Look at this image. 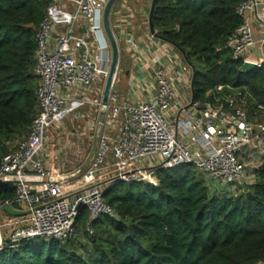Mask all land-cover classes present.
I'll return each mask as SVG.
<instances>
[{
	"label": "built area",
	"instance_id": "1",
	"mask_svg": "<svg viewBox=\"0 0 264 264\" xmlns=\"http://www.w3.org/2000/svg\"><path fill=\"white\" fill-rule=\"evenodd\" d=\"M107 2L73 0L75 10L68 11L64 0H55L36 34L39 112L27 136L0 163V180L12 182L17 194V206L6 201L1 209L11 203L28 212L0 223V231L1 227L12 228L9 237L15 246L23 240L71 239L77 231L81 207L89 210L88 230L93 233L92 225L100 215L114 214L104 199L106 184L142 182L158 187L159 170L194 164L221 183L234 186L246 177V160L264 154V107H257L253 115L249 113V93L241 95L242 103L234 95L222 98L216 93L214 102L188 100L181 95L180 87L187 84L192 92L194 68L184 54L154 34L144 46L129 37V52L140 67V74L129 80L131 98L122 99L115 91L121 71L119 60L105 123L95 136L97 146L84 172L93 181L66 194L67 186L82 170L53 169L45 164L44 152L52 128L71 113L83 106H93L100 112L112 62L104 27ZM237 13L244 21L229 39L234 58L242 59L243 64H264V37L260 41L261 60L247 56L257 43L251 16L264 29V0H245L238 5ZM61 26L66 30L59 29ZM93 87L97 91L90 98L87 93ZM222 89L218 87V91ZM117 122L121 125L107 166V130ZM102 173L106 180L96 178ZM2 245L1 238L0 249Z\"/></svg>",
	"mask_w": 264,
	"mask_h": 264
},
{
	"label": "trees",
	"instance_id": "2",
	"mask_svg": "<svg viewBox=\"0 0 264 264\" xmlns=\"http://www.w3.org/2000/svg\"><path fill=\"white\" fill-rule=\"evenodd\" d=\"M55 0H0V163L8 143L26 137L39 112L36 34ZM245 0H156L160 38L184 50L194 68L192 99L214 102L249 93L253 115L264 107V64L242 71L229 46L243 24ZM112 27L115 30L113 13ZM194 59L199 66L194 64ZM223 86L221 91L218 87ZM211 93V94H209ZM209 94V95H208ZM194 164L161 169L158 187L142 182L104 186L114 214H102L88 230L81 207L69 240L3 239L0 264H258L264 262V159L255 181L230 196L212 195ZM16 187L0 183V209L14 203ZM5 212V211H4ZM5 214L8 217L11 215Z\"/></svg>",
	"mask_w": 264,
	"mask_h": 264
},
{
	"label": "rangeland",
	"instance_id": "3",
	"mask_svg": "<svg viewBox=\"0 0 264 264\" xmlns=\"http://www.w3.org/2000/svg\"><path fill=\"white\" fill-rule=\"evenodd\" d=\"M152 0H117L118 7L120 10L127 11V10H134L136 12L140 11V9L144 10L145 12L149 11L150 4ZM64 3L67 5L68 11H74L75 6H73V0H64ZM118 8V9H119ZM138 14V13H137ZM147 14V13H146ZM135 15V13H134ZM137 16V15H135ZM62 31H65L66 28L64 26H61ZM78 34V32H77ZM125 37L120 35L118 36V43H119V60H121L120 68L121 71L119 73V77L116 83L115 91L119 94H123L125 97V94L129 92L130 86L128 82V77L125 75V67H130L133 63L132 54L131 52H128L126 50V43H125ZM95 52L93 51L92 57H94ZM194 64L196 66H199L196 59H194ZM103 81V80H102ZM184 85V84H181ZM104 84H101L100 87H103ZM186 86V93L188 94V98L190 97V92ZM185 89V88H184ZM184 89L181 88V92L184 93ZM97 89L93 87L90 89L87 93V95L90 98L95 97ZM121 97V96H120ZM123 97V98H124ZM90 109H87L86 106H83L82 108L78 109L77 111L71 113L62 123L56 125L52 128V130L49 133L47 144H46V151L49 152L52 149L57 150L61 153V150L64 151V156L62 162L63 164L69 165L70 168H73L74 165H80L83 162H86L89 164L90 159L93 156V151L97 146V139L95 136L97 135V122L96 118L99 117V112L93 111L91 113ZM95 119V121L93 120ZM96 123V126H95ZM121 123L117 122L112 125L110 129L107 130V133L110 137V143L108 148V158L106 159L107 166L110 165L112 161V154H113V145L115 143V140L117 138L119 128ZM24 137H16L8 143L9 149L14 150L18 144L23 140ZM80 151L82 153L79 154L75 151ZM90 158V159H89ZM264 158V154H255L254 156L250 157L248 160H246V177L243 182H240L234 186H230L225 183H221L220 181L214 179L209 174L202 173V175L205 178L206 184L209 187V190L212 195H219V196H230L233 194H237L240 190H245L246 184H252L254 182V178L252 176L254 170H257L259 165L262 162V159ZM89 159V160H87ZM111 159V160H110ZM84 164V163H83ZM87 164V165H88ZM111 169V168H110ZM65 170H68V168H65ZM248 172V173H247ZM90 182H88L86 185H89ZM83 184V186H79L75 181L67 186V189L65 191L66 194H70L72 191H74L75 188L82 189L81 187L86 186ZM12 217H8L3 209H0V223H4L8 220H10ZM12 228L8 227H1V237L2 242L4 238H8L11 234Z\"/></svg>",
	"mask_w": 264,
	"mask_h": 264
},
{
	"label": "crops",
	"instance_id": "4",
	"mask_svg": "<svg viewBox=\"0 0 264 264\" xmlns=\"http://www.w3.org/2000/svg\"><path fill=\"white\" fill-rule=\"evenodd\" d=\"M118 6H119L118 2H116L114 7H113V9H112L113 20H114V25H115V30L113 29V31L116 33L117 36L122 35V36L125 37L124 40H125V43H126V50L128 52L130 50L129 43H127V39L129 37L134 42H136L138 44H141L143 46L148 44L151 41L150 40V35L152 34L151 31H150V25H149V11H150V8H149V11H147V12H145L142 9H140V11L136 12L134 10H132V11H130V10L123 11V10H120V8ZM150 6H151V4H150ZM66 7H67V5H66ZM134 13L137 16H135ZM111 21H112V14H111ZM251 23H252V26H253L254 37H255L257 43H256V45L253 47V49L251 50V52L247 56L251 60L260 61L261 58H262V51H261L260 41L264 37V29H263V26L261 25V23L253 16H251ZM132 61H133L132 65L130 67H125V69H124L125 70L124 71L125 75H127V77H128V82H129L130 78H132V77L134 78L138 74H140V67L137 66L136 63H134V59H132ZM120 62H121V60H120ZM181 88L182 89L185 88L184 89V93L181 92ZM186 90H187L186 86L182 85L180 87L181 95H183L188 100L192 99V92L188 88V90L190 92V95H189L190 97L188 98V94L185 92ZM120 96H121L122 99H126V100H129L131 98L130 91L125 94V97H124L123 94H120ZM144 96H146V95L144 94ZM86 108L90 109L89 113L97 110L93 106H86ZM93 120L95 121V119H93ZM99 121H100V112H99V117L96 118V121H95V122H97V129H99ZM95 126H96V123H95ZM97 134H98V130H97ZM96 137H97V135H96ZM80 150L81 149H79L78 151H75V152L76 153L78 152L79 154L82 155L83 151L81 152ZM93 153H94V151H93ZM63 156H64V151L63 150H61V153L59 151H57V150H54V149H52L49 152H47L45 150V152H44V162H45V164L47 166H49V167H51L53 169H59V170L68 171V172H76V170L81 169L83 173L78 174L77 176H75L71 180V183H73L75 181L77 184H79V186H83V184L86 185L88 182H92L93 181V180H91L90 178H88L87 176L84 175V172H85V170H86V168L88 166L87 165L88 163L83 162L84 164L82 163L80 165H74L73 168H70L69 165L67 166L66 164H63L64 163V162H62ZM89 159H87V160H89ZM65 168H68V170H65ZM255 173H256V170H254V172L252 174L254 180H255ZM96 178H102V180H106V177H105L104 173H102L101 175L97 176ZM252 183H254V182H252ZM86 186L81 187V188H85ZM74 190H78V189L75 188Z\"/></svg>",
	"mask_w": 264,
	"mask_h": 264
},
{
	"label": "water",
	"instance_id": "5",
	"mask_svg": "<svg viewBox=\"0 0 264 264\" xmlns=\"http://www.w3.org/2000/svg\"><path fill=\"white\" fill-rule=\"evenodd\" d=\"M117 0H108L105 10H104V27L105 31L107 33V36L109 38L110 44H111V50H112V62H111V67H110V72L106 81L105 85V91H104V96H103V102L102 106L100 108V121H99V129L98 133L103 128V125L105 123L106 115L109 109V95H110V90L112 86V81L115 75L116 67L119 62V55H120V50H119V43L118 40L115 36V33L112 28V23H111V14H112V9L115 5ZM155 9H156V0H152L151 6H150V11H149V25H150V31L152 34H154L156 37L160 36L157 34L155 30V24L153 21V16L155 14ZM183 54H185L184 50H180ZM255 65L253 63H244L243 66L241 67L242 71H249L253 69ZM0 183H3L2 180H0ZM2 209L9 215L11 216H24L27 215L28 212L24 210L17 209L14 207L11 203H5L2 206Z\"/></svg>",
	"mask_w": 264,
	"mask_h": 264
},
{
	"label": "bare ground",
	"instance_id": "6",
	"mask_svg": "<svg viewBox=\"0 0 264 264\" xmlns=\"http://www.w3.org/2000/svg\"><path fill=\"white\" fill-rule=\"evenodd\" d=\"M1 237V236H0ZM0 241H1V238H0Z\"/></svg>",
	"mask_w": 264,
	"mask_h": 264
}]
</instances>
